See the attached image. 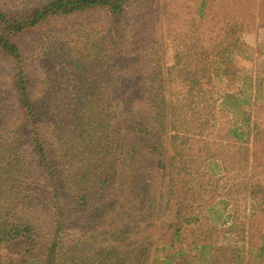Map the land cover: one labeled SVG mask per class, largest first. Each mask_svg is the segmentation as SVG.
Returning <instances> with one entry per match:
<instances>
[{
	"label": "rangeland",
	"instance_id": "374dc122",
	"mask_svg": "<svg viewBox=\"0 0 264 264\" xmlns=\"http://www.w3.org/2000/svg\"><path fill=\"white\" fill-rule=\"evenodd\" d=\"M45 1L0 0V5L15 13ZM112 28L116 32V43H111L115 38L112 36L109 45L106 37L111 36ZM17 42L29 82L36 92L43 90L42 85L47 81L54 80L48 79L50 73L55 77L58 71H64L70 83L72 71L75 76L79 72L80 77L88 70L83 68L90 62V77L105 95H114L109 79L117 71V76L125 81L142 82L138 92L145 99L142 106L149 107L154 94L149 88L152 74L157 72L167 78L169 69L175 65L180 66V70L186 69L188 72L174 69L177 72L173 73L172 92L186 94L185 99L189 97L185 103L192 136L186 144L185 155L192 166L185 184L187 197L201 205L205 218L197 225H184V243L191 246L204 232L207 243L224 249L225 252H220L222 264H235L230 247L240 250L235 255H240L243 264H264V259L256 260L257 248L264 236L263 196L250 201L251 197L244 199L243 192L247 188L249 195L257 184L264 189V133L257 138L251 135L255 128L264 131V0H139L126 5L115 17L104 10L56 18L17 38ZM241 42L246 47L240 46ZM74 55L84 61L80 63L83 68L78 66L71 70ZM186 77L198 80L202 87L181 90L180 82ZM210 78L211 87L205 84ZM12 81V66L0 57V95L10 99L5 119L7 127L14 123L12 113L16 109L12 101ZM195 97L209 103L211 99L215 107L213 110L209 107L212 113L197 112ZM245 112L251 115L249 124L243 121ZM199 115L201 122L197 121ZM215 116L220 119L219 124L212 120ZM210 118V124H204V120ZM228 131H237L239 137ZM241 132L243 138H240ZM193 135L196 137L192 138ZM163 141L169 157L173 156L168 137ZM247 158L248 166L241 165ZM167 185L168 177L158 174L151 190L157 197L156 212L151 216H147L146 208L150 203L144 202L142 207L124 206L136 213L142 208L143 212V218L124 223L122 230L129 228L130 235L120 233L122 226L111 220L106 203L97 204L85 213L72 212L65 207L62 224L65 251L78 257L100 258L101 264H112L107 252L116 247L125 255V264H152L158 258L156 249L159 243L161 247L160 239H168L169 226L174 221V208L164 211ZM200 193H205V202L197 199ZM39 195L38 192L37 199L44 202ZM250 202L263 204V210L259 208L253 216ZM38 215L46 228H52L53 214L45 203ZM23 250V246L14 245L5 253L16 261L17 254ZM95 261L92 260V264Z\"/></svg>",
	"mask_w": 264,
	"mask_h": 264
},
{
	"label": "trees",
	"instance_id": "16d2710c",
	"mask_svg": "<svg viewBox=\"0 0 264 264\" xmlns=\"http://www.w3.org/2000/svg\"><path fill=\"white\" fill-rule=\"evenodd\" d=\"M137 1L47 0L15 13L0 5V57L12 66V101L16 107L12 113L14 123L7 127L5 119L10 99L0 95V264H34L31 262L35 261L40 264H92L95 259L93 264H101L100 258L78 257L65 251L62 225L65 207L72 212L85 213L97 204L106 203L111 220L119 223L122 226L119 230H122L126 220L135 222L143 218L142 208L136 213L125 208L126 204L142 207L147 202L150 203L146 207L147 216L156 212L157 197L151 190L160 173L168 177L164 211L174 208V221L169 226L168 239H160L161 247L159 243L156 249L158 258L152 264H222L220 252H225L224 249L207 243L204 232L191 246L184 243V225H197L205 218L201 205L187 197L185 184L192 166L185 155L186 144L192 136L186 105L189 97L185 99L186 94L172 92L173 73L176 69L188 72L186 69L180 70V66L175 65L169 69L167 78L157 72L152 74L149 88L154 94L149 107L142 106L145 99L138 92L141 81L130 83L115 71L109 79L114 95L108 97L90 77V62L83 68L80 63L84 61L75 55L70 68L88 69L84 75L79 77L78 72L75 76L72 71L73 79L69 83L64 71L55 75L57 81L50 73L48 79L54 80L43 84L40 92L34 91L29 82L17 38L59 17H78L104 10L115 17L126 5ZM115 23L119 27L118 22ZM111 32V36L106 37L109 45L112 36L115 38L111 43H116V32L113 28ZM240 46L246 47V44L241 42ZM180 84L181 90L188 91L202 87V83L192 77L182 79ZM205 84L211 87V78ZM194 104L197 112L208 110L212 113L209 107L215 108L211 99L209 103L195 97ZM250 116L245 112V124L250 123ZM212 120L220 123L216 116ZM197 121H203L201 115ZM210 122L211 118L204 120V124ZM228 132L238 137L240 134ZM263 133L260 128L251 131L255 138ZM166 137L173 152L170 157L163 145ZM243 137L241 132L240 138ZM25 146L27 150H23ZM248 161L245 159L241 165L248 166ZM38 192L44 202L37 199ZM243 192L245 200L251 197L250 201H256L261 195L264 202V189L259 184L249 195L247 188ZM204 196L205 193H200L197 199L205 202ZM43 203L53 214L54 223L50 229L38 215ZM250 203L253 216L259 208L263 210L264 203L260 206L257 202ZM120 233L130 235L132 231L126 227ZM262 240L257 248L259 262L264 259V236ZM248 243L250 247L252 243ZM14 245L24 247L16 261L5 253ZM232 248H229L234 251L231 260L243 264L240 255H235L240 250ZM107 255L112 257V264L126 263L125 255L116 247Z\"/></svg>",
	"mask_w": 264,
	"mask_h": 264
}]
</instances>
